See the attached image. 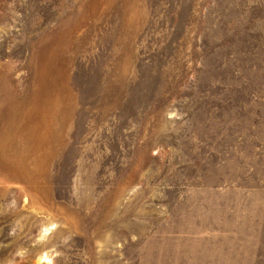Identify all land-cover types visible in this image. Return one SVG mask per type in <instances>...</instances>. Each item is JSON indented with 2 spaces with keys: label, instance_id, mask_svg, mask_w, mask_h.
<instances>
[{
  "label": "rangeland",
  "instance_id": "374dc122",
  "mask_svg": "<svg viewBox=\"0 0 264 264\" xmlns=\"http://www.w3.org/2000/svg\"><path fill=\"white\" fill-rule=\"evenodd\" d=\"M0 264H264V0H0Z\"/></svg>",
  "mask_w": 264,
  "mask_h": 264
}]
</instances>
